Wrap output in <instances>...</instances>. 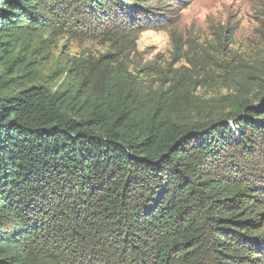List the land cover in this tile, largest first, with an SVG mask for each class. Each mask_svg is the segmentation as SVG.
<instances>
[{
  "label": "trees",
  "instance_id": "16d2710c",
  "mask_svg": "<svg viewBox=\"0 0 264 264\" xmlns=\"http://www.w3.org/2000/svg\"><path fill=\"white\" fill-rule=\"evenodd\" d=\"M41 2L0 0V65ZM101 60L84 94L0 96V264H264L260 187L229 158L264 122L196 120L186 84Z\"/></svg>",
  "mask_w": 264,
  "mask_h": 264
},
{
  "label": "rangeland",
  "instance_id": "374dc122",
  "mask_svg": "<svg viewBox=\"0 0 264 264\" xmlns=\"http://www.w3.org/2000/svg\"><path fill=\"white\" fill-rule=\"evenodd\" d=\"M41 3V10H32L30 26L6 38L14 52L0 65V96L16 97L24 90L84 94L96 81L92 67L103 58L98 65L120 63L152 90L186 84L196 120L222 117L232 126L243 118L264 122V113L251 115L264 101V0ZM239 129L259 150L238 156V146L229 158L237 176L260 187L263 204L257 210L264 211V141L250 124Z\"/></svg>",
  "mask_w": 264,
  "mask_h": 264
}]
</instances>
